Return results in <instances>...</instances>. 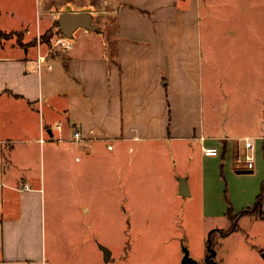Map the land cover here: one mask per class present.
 I'll list each match as a JSON object with an SVG mask.
<instances>
[{
  "label": "crops",
  "instance_id": "crops-1",
  "mask_svg": "<svg viewBox=\"0 0 264 264\" xmlns=\"http://www.w3.org/2000/svg\"><path fill=\"white\" fill-rule=\"evenodd\" d=\"M247 1L0 0V31L21 37L0 41V264H84L91 187L99 207L114 199L123 210L124 187L134 183L123 174L131 160L124 169L118 154L134 144L163 149L174 168L192 170L177 177L188 196L193 188L209 193L206 181L225 167L228 147L227 172L254 173L233 165L246 138L264 150V28L250 27L251 15L264 24V0ZM81 12L95 29L78 28L68 40L55 23ZM97 19H111L114 30ZM46 32L49 45L31 43ZM247 51L260 65L242 67L255 94L240 97L246 82L235 79L240 68L229 58ZM75 130L84 142L73 141ZM52 141L70 144L47 149L51 160L70 158L65 193L47 192L43 178L44 144ZM218 146L220 157L203 154ZM60 238L76 258L56 252ZM100 249L110 262L109 248Z\"/></svg>",
  "mask_w": 264,
  "mask_h": 264
},
{
  "label": "rangeland",
  "instance_id": "rangeland-1",
  "mask_svg": "<svg viewBox=\"0 0 264 264\" xmlns=\"http://www.w3.org/2000/svg\"><path fill=\"white\" fill-rule=\"evenodd\" d=\"M247 2L245 0L244 4ZM37 12L39 15L41 11L37 10ZM110 21L112 20L97 19L96 23L100 26L107 25V30L113 31L114 26ZM259 21L260 16L251 15L250 27L257 31L263 30L264 24ZM50 35L46 32L31 43L34 45L40 41L49 45ZM70 39H74L73 36L68 37V40ZM3 40L20 42L21 37L15 33H4L0 37V41ZM241 53L246 56L239 57L234 54V58H229L230 63L237 69L240 68L238 73L241 77L235 79L242 78L246 82L239 91L240 97L255 94V91L249 88V82L253 77L250 76L251 73H246L244 78L242 67L255 65L257 68V65H260L257 52ZM253 140L256 149L253 174L237 175L235 170L233 174L227 172L226 166H229L232 159L228 147L225 167L219 166L214 177L212 174L206 181L209 193L206 191L205 194L199 191V188L197 191L193 188L191 196L180 194L181 187L178 190L177 177L184 176L185 172L191 175L192 170L186 171L188 169L184 164L174 168L173 158L163 149L148 147V144L136 149L134 144L131 146V151L127 149L122 154H118L121 167L124 169L131 160L123 174L124 178L133 174V189L125 193L124 187L122 210L119 209V200L114 199L107 200L105 206L101 201L99 207V199L96 198L97 186L91 187L90 199L89 202L87 201L91 209L89 244L85 247L84 264H180L183 256L182 246L187 247L190 256L201 264L207 254L209 239L212 248L216 251L214 264H264V219L251 215L236 217L241 211L253 208L259 195H262L261 210L264 212V154L260 159V166L256 167L258 157L260 153H264V150L259 141H255V138ZM56 143L52 141L44 144L46 148L44 159L42 157L43 178L47 192L51 190L50 186H53L59 193H65L64 165L66 161H70V158L66 160L64 156L62 160H51L47 149L54 146L66 147L70 144ZM240 143L243 146L244 143ZM217 149L221 156L222 147L218 146ZM245 154L246 151L240 154L236 162L244 161ZM60 162L63 166L58 167ZM233 165L242 166L235 162ZM251 175H256V178L253 179ZM51 177L55 178L56 182L50 183ZM194 178L199 187L198 175H194ZM56 203L60 209H65L66 195L59 198ZM61 241L63 238H60L56 252L65 251ZM101 246L109 248L112 253V259L108 263L105 262ZM65 252L62 254L64 257L68 255L67 259L69 256L77 257V253L73 255V251Z\"/></svg>",
  "mask_w": 264,
  "mask_h": 264
},
{
  "label": "water",
  "instance_id": "water-1",
  "mask_svg": "<svg viewBox=\"0 0 264 264\" xmlns=\"http://www.w3.org/2000/svg\"><path fill=\"white\" fill-rule=\"evenodd\" d=\"M58 26L61 33L66 37H71L72 33L78 28H84L87 30L95 29V26L91 23L89 13H62L58 18ZM185 186L182 185L180 188V194L185 195L184 191ZM104 255H108L107 249L103 250ZM182 259L180 264H198V261L190 256L189 250L187 247L182 246ZM216 255V251L211 246V240H208L207 243V255L205 256L204 264H213V258ZM211 259V260H210Z\"/></svg>",
  "mask_w": 264,
  "mask_h": 264
},
{
  "label": "built area",
  "instance_id": "built-area-1",
  "mask_svg": "<svg viewBox=\"0 0 264 264\" xmlns=\"http://www.w3.org/2000/svg\"><path fill=\"white\" fill-rule=\"evenodd\" d=\"M59 42V41H58ZM68 46V45H66ZM57 128L60 130L61 129V125L59 124L57 126ZM55 139V138H54ZM72 139L73 141L77 142V143H82L84 142V137L82 136V134L77 130H75L72 134ZM40 143H44L46 141L45 138H40ZM57 141H61L60 138L57 139ZM244 146L245 149H247L245 157H244V161H240L239 163L242 164L243 168L246 170L251 171L254 167V142L252 139H245L244 140ZM108 148L110 149L111 146L108 145ZM203 154L205 156H211V157H216L220 155V152L217 148L215 147H210V148H204L203 149Z\"/></svg>",
  "mask_w": 264,
  "mask_h": 264
},
{
  "label": "trees",
  "instance_id": "trees-1",
  "mask_svg": "<svg viewBox=\"0 0 264 264\" xmlns=\"http://www.w3.org/2000/svg\"><path fill=\"white\" fill-rule=\"evenodd\" d=\"M55 26L59 28L58 21L55 23ZM3 34L4 32L0 31V37ZM261 205H262V195H259L253 208H249V209L241 211L236 217L238 218L241 216L251 215V216H256L258 218L264 219V212L261 210ZM236 217H235V220H236Z\"/></svg>",
  "mask_w": 264,
  "mask_h": 264
},
{
  "label": "flooded vegetation",
  "instance_id": "flooded-vegetation-1",
  "mask_svg": "<svg viewBox=\"0 0 264 264\" xmlns=\"http://www.w3.org/2000/svg\"><path fill=\"white\" fill-rule=\"evenodd\" d=\"M206 255H207V254H206ZM206 255H205V256H206ZM210 260H211V259H210ZM211 261H213V260H211ZM204 263H205V258H204V261H203V263H201V264H204ZM198 264H199V263H198ZM213 264H214V263H213Z\"/></svg>",
  "mask_w": 264,
  "mask_h": 264
}]
</instances>
